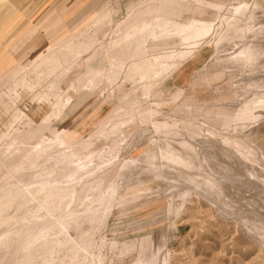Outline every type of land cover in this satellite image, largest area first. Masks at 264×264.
I'll return each instance as SVG.
<instances>
[{
    "label": "rangeland",
    "instance_id": "rangeland-1",
    "mask_svg": "<svg viewBox=\"0 0 264 264\" xmlns=\"http://www.w3.org/2000/svg\"><path fill=\"white\" fill-rule=\"evenodd\" d=\"M88 1L92 3L0 0V76L15 65L27 67L47 45L45 30L30 33L43 18L42 10L56 9L60 20H67L63 7L86 10L91 7ZM139 1L100 0L96 17L112 12L100 36H111L115 23ZM143 1L137 9L165 4L180 14L169 16L170 25L157 29L161 39L152 40L151 48L142 46V56L183 49L187 41L174 34L179 29L185 36L189 24L212 27L191 38V43L200 42L193 56L174 63L149 97L141 95V83L133 79L119 81L116 88L105 81L90 94L74 96L75 101L37 133L33 130L41 117L51 111L48 102L32 100L42 91L39 80L27 74L35 90L19 101L10 95L14 82L0 81V135L11 127L32 132L37 146L70 131L64 145L68 148L45 161L49 169L78 163L85 154L94 156L91 171L62 182L71 183L74 193L60 216L57 201L35 213L30 202L17 199L11 213L20 207L18 216L29 220L33 234L46 228L51 235L23 256L21 264H59L66 256L69 261L71 242L52 252L59 225L71 223L68 229L78 239L85 236L93 212L101 214L94 226L90 264L102 259L104 264H264V0ZM85 33L81 42L86 46L93 31ZM93 52L79 58L62 88L86 69L84 61ZM100 55L91 62L93 67L108 65ZM47 77L43 72L41 78ZM20 110L25 117L16 120ZM109 112L107 122L97 126ZM116 117L137 124L129 130L107 127ZM90 133L92 143H75ZM16 142L13 133L0 136V153L9 144L14 151ZM31 188H39L37 180Z\"/></svg>",
    "mask_w": 264,
    "mask_h": 264
},
{
    "label": "bare ground",
    "instance_id": "bare-ground-1",
    "mask_svg": "<svg viewBox=\"0 0 264 264\" xmlns=\"http://www.w3.org/2000/svg\"><path fill=\"white\" fill-rule=\"evenodd\" d=\"M216 6L218 8L220 7L217 4ZM155 13L157 16L146 22L143 27L137 26L134 32L124 35L126 44L121 50H111L110 48L108 51L106 50L108 53L107 61H110V64L107 66L100 65L93 67L91 65L93 60L101 56L100 53L103 54L101 62H105V41L111 40L108 34L103 33L100 36L102 29L105 27L106 20V17L102 15L95 21L94 25L86 28L87 30L93 31L92 35L89 37V43L86 46L81 42V39L86 37V29H84L77 37L72 36L65 39L56 48L51 49L47 47L43 51H40L30 59L27 67L15 66L3 72L0 76V81L8 78L14 82L15 87L10 89V95L17 101L22 98L24 93L28 94L35 90V86L28 80L27 74L35 75L39 80L38 83L42 87V91L35 94L32 100L38 103L48 102L51 111L44 113L41 117V124L33 131L37 133L44 131L53 117H57L63 109L75 101L74 96L78 98L82 93L90 94L105 81L111 84L113 88H116L120 86V84H118L119 81L133 79L136 83L139 82L142 84V89L140 90L141 95L149 97L152 90L161 85L169 76L171 73L169 71L172 69L174 63L187 59L189 56H193V52L199 46L200 42L191 43V38L199 37L200 34L212 28L211 25H199L196 22L191 25L189 24L190 26L186 25L189 30L185 36L182 35V30L179 29L175 31L174 34L187 41L185 46L181 45L183 49L153 52L144 55L143 58L137 59L138 50L132 48L134 45L133 41L140 43L141 40H143L144 45L147 47L151 46L150 42L152 40V42H154L160 38L157 34V29L160 30L161 27L166 28V26L170 25L169 16H178L180 14L174 12L173 8L165 4L160 6L159 11L156 9ZM164 16L167 18H164ZM120 35L122 34H117L114 39H119ZM91 49H94V52L91 56L86 57L84 61L87 63L86 69L78 73L75 79L71 81L66 88H62V84L70 77L75 66L79 63V58L87 54V51L89 52ZM166 62L167 64H165ZM45 71L48 72V77L42 79L41 75ZM21 89L25 91L22 93L19 91ZM38 110L41 109L39 108ZM135 110L136 108L132 109V115H135ZM111 113L112 112H109L101 119L97 126L105 124ZM114 115H119V113L114 112ZM24 117V112L20 110L16 120H23ZM28 120L29 123L33 122L31 118ZM135 124H137V122L132 118L116 117L107 127H112L117 130L119 128H126L129 130L131 126ZM29 127L31 128L33 126ZM10 133L17 136L18 142L16 143H18V147H14L15 149L12 151V145L9 144L5 146L6 149L0 153V264H21L23 256L30 255L39 241L49 239L51 235L46 228H42L37 233L33 234L31 232L32 227L29 220L25 219V221H22L18 216L20 207H16L15 211L11 213L17 199H21L24 204L30 202L35 213L47 210L46 203L57 201L59 204L56 206V213L60 216L61 213L66 211L67 205L74 193V187L71 183H66L64 185L62 182L65 178L76 177L82 175L84 171H91V166L94 165V156L85 154L83 155V159L78 163H72L74 161L71 162L69 160L70 164L67 167L59 166L55 169H49L45 161L49 158L51 153L59 151L62 148H68L64 145L65 139L71 138L70 131L64 132L58 135L56 139H49L37 146L32 143V132L23 134L19 132L18 129L11 127L0 136L3 138V136H9ZM91 137H93L92 133L87 137L82 135V138L78 139L75 143L90 144L93 142ZM36 180L39 188L33 190L31 187ZM89 200H91V198H89ZM24 204H21V206ZM100 214V212L91 213L88 226L84 230L86 234L85 236H80L78 239H76L73 233L68 229L71 223H61L59 225L57 236H55V240H53L52 252L56 253L62 251L67 248V244L72 243L69 247V252H67L69 255L72 254L71 258L69 261L66 260L68 256L60 258L59 264H90L93 262H90L88 254L91 250L92 240L94 238L95 222L100 218ZM96 264H104L103 259L99 260Z\"/></svg>",
    "mask_w": 264,
    "mask_h": 264
},
{
    "label": "crops",
    "instance_id": "crops-1",
    "mask_svg": "<svg viewBox=\"0 0 264 264\" xmlns=\"http://www.w3.org/2000/svg\"><path fill=\"white\" fill-rule=\"evenodd\" d=\"M91 1H92V3L88 1V4H90L91 7L86 9V10L77 8V9H74L75 12H70V10L67 7H63V9H62L63 13L64 14L68 13L67 20H65L63 18L60 20L61 13L56 9H51V10L49 9V11H48V9L42 10L41 14L44 15L43 18H41L38 21V24L36 26H34L33 29L30 28V33L34 34L36 32L37 28H41L42 30H45L47 32V36L49 39V41L46 43L47 45H45V48L49 47L51 49H54L59 44H61L65 39L72 37V36H75V34L78 35L80 32H82L87 27L94 25L95 21L98 18H100L102 15H104L106 17V20H105V25H106V22L109 19V17L111 16L112 12L108 11L106 14L101 13L99 16L96 17V15L98 13V9H96V5H97V3H99L100 0H94V1L91 0ZM143 3H144V1L142 0V1H139L137 4L139 6H141ZM136 5H133L127 11V13L115 23V27H113L111 29V32H112V35L110 36L111 40L105 41V46H104L105 57H106L105 62L108 65L110 64V61L109 62L107 61L108 49L110 48L111 50H118V49L121 50V48H123V46L126 44V42L124 40V35L127 33L134 32V29L137 26L143 27L146 22H148L149 20H151L157 16V14L155 13V10L158 9V11H159V9H160V6L159 7L148 6L147 8H144V9H141V8L137 9ZM71 11H72V9H71ZM164 18H167V17L164 16ZM93 19H94V21H93L92 25H90ZM120 33L122 34V35H120V38L114 39V37H116L117 34H120ZM69 34H71V35H69ZM67 35H69V36H67ZM133 44L134 45L132 46V48L133 49L136 48L138 50L137 59L143 58L144 55L143 56L140 55L141 48H142V46H144L143 40H141L140 43H138L137 41H133ZM52 45H56V46L52 47ZM151 47L152 46H148V48H151ZM43 50H41V51H43ZM30 57L31 56H29L28 58H30ZM33 57H31V58H33ZM28 58H26V59H28ZM174 65H176V64H174ZM15 66H18V65H15ZM11 68H13V67H11ZM11 68H9L8 70H10ZM173 68L174 67H172V69L169 72H171L173 70ZM83 71H81V72H83ZM141 89H142V84H141ZM86 94H88V93H84V95H86Z\"/></svg>",
    "mask_w": 264,
    "mask_h": 264
}]
</instances>
